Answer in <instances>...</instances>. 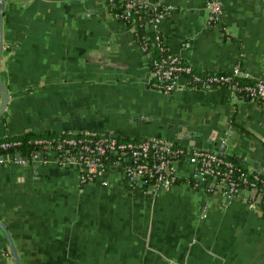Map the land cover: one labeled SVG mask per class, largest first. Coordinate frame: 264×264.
<instances>
[{
  "label": "crops",
  "instance_id": "obj_1",
  "mask_svg": "<svg viewBox=\"0 0 264 264\" xmlns=\"http://www.w3.org/2000/svg\"><path fill=\"white\" fill-rule=\"evenodd\" d=\"M3 1L0 76L8 101L0 138L98 131L168 140L176 128L192 129L201 135L198 149L224 142L226 155L264 175V104L237 99L229 86L152 89L151 54L106 0ZM220 1L221 22L208 27L205 0H147L173 7L159 31L168 51L194 71L230 72L239 63L249 77L261 76L264 0ZM222 28L232 33L229 41ZM127 162L123 156L112 167L106 186L81 188L71 163L0 164V223L20 263L264 264L261 206L190 190L183 181L191 166L183 162L168 190L131 187ZM0 264H14L1 228Z\"/></svg>",
  "mask_w": 264,
  "mask_h": 264
},
{
  "label": "built area",
  "instance_id": "obj_2",
  "mask_svg": "<svg viewBox=\"0 0 264 264\" xmlns=\"http://www.w3.org/2000/svg\"><path fill=\"white\" fill-rule=\"evenodd\" d=\"M125 11L121 14L112 12L114 0H106V9L122 21L137 39L134 28L133 12L152 6L153 15L141 24L144 36L147 32L156 33L153 45H138L144 53H151L153 47L166 51L160 59H151V69L147 84L152 89L167 93L183 86L185 88L214 89L229 86L237 99L249 100L264 104V72L257 78L245 74L239 63L228 73L211 72L199 75L180 55L168 51L162 34L159 31L161 19L173 10L172 6L160 3L150 4L147 0H122ZM207 10L205 23L208 27L221 22L222 3L220 0H205ZM221 37L229 41L232 33L225 28ZM185 43H182L184 45ZM251 79L250 84H240L236 77ZM196 84H201L200 87ZM77 135V136H73ZM3 138V137H2ZM1 139V138H0ZM39 147L31 153L25 150L15 153L7 152L19 145L17 141H0V164L13 163L19 166L32 167L53 161L59 166L74 164L78 167L77 186L97 182L106 186L110 182L109 173L113 166L119 164L121 157H128L123 171L131 187L140 183L146 191L153 193L170 189L178 177V163L191 166V172L184 179L190 190H201L210 195L215 190L221 191L227 200L241 197L249 207L261 206L264 209V176L251 169L243 168L225 155L198 148L176 144L169 140L145 136L138 139L118 138L112 132H82L79 134L58 133L50 138L34 140ZM111 157L113 160H111ZM210 201L207 199L202 217L208 211Z\"/></svg>",
  "mask_w": 264,
  "mask_h": 264
},
{
  "label": "trees",
  "instance_id": "obj_3",
  "mask_svg": "<svg viewBox=\"0 0 264 264\" xmlns=\"http://www.w3.org/2000/svg\"><path fill=\"white\" fill-rule=\"evenodd\" d=\"M121 4H124V2L122 0H114V3L112 4V12L116 13V14H121L125 11V8L123 6H121ZM153 10H152V6L148 5L147 8L138 11V12H133V18H135V22H134V28L136 29V33H137V39L136 42L138 45L141 44H146V45H153V43L155 42V36L156 33L150 31L147 32V35L144 36V33L142 31V26L141 24L144 23V21L148 18H150L153 15ZM212 26V25H211ZM166 51L163 50H159L156 47H153L151 54V57L155 60L160 59L161 56H165L166 55ZM198 73V72H197ZM211 72H203V73H199V75L201 76H205L207 74H210ZM218 73V72H217ZM219 73H228V72H219ZM236 80L240 83V84H250L253 81L247 77H243V76H238L236 77ZM198 85V87L201 86V84H196ZM249 101V100H248ZM53 135H47V134H35L31 131L25 132L24 134L21 135H10V136H5L3 138L0 139V141L3 140H7V141H17L20 142L19 145H16L14 147H11L7 150V152H12L15 153L17 151H22L25 150L26 152L31 153L33 150H38V145L34 143V140L39 139V138H50ZM73 136H77V135H73ZM120 138V137H118ZM1 152V151H0ZM227 158L231 159L232 161L235 162V164L245 168L243 165H241L239 162L237 163L236 160L233 159V156L231 155H225ZM261 175V174H260ZM264 176V175H261ZM180 181L179 179H177V182Z\"/></svg>",
  "mask_w": 264,
  "mask_h": 264
},
{
  "label": "water",
  "instance_id": "obj_4",
  "mask_svg": "<svg viewBox=\"0 0 264 264\" xmlns=\"http://www.w3.org/2000/svg\"><path fill=\"white\" fill-rule=\"evenodd\" d=\"M3 11H4V1L0 0V56H1V37L3 35ZM0 90L2 92V101H1V105H0V115L3 113L5 106L7 105V101H8V93L7 90L5 88V85L2 82L1 76H0ZM197 131H192V129H185V130H181V128H176L172 134H171V138L168 139L171 142H174L176 144H180V145H186L189 146L191 148H198L195 146V142L196 141H200V134L198 135H194L193 133H195ZM112 136L117 137L118 134L117 133H112ZM207 142L212 144V148H203V150H207V151H213L222 155H226L225 151L227 148L226 143L224 142H220L218 143V141H210L208 140ZM233 159L236 160L237 162H241V157H238L237 154H235L233 156ZM0 228L3 230V233L7 239L8 242V248L9 251L11 253V257L13 259L14 264H21L17 251L15 249V246L13 244V241L10 237L9 232L7 231V229L4 228V226L2 225V223H0Z\"/></svg>",
  "mask_w": 264,
  "mask_h": 264
}]
</instances>
